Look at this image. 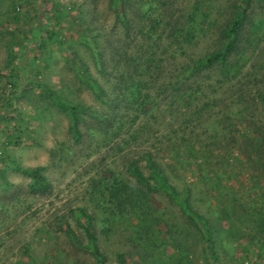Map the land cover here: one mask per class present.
<instances>
[{"label": "rangeland", "instance_id": "rangeland-1", "mask_svg": "<svg viewBox=\"0 0 264 264\" xmlns=\"http://www.w3.org/2000/svg\"><path fill=\"white\" fill-rule=\"evenodd\" d=\"M124 2L126 33L119 0H0V264H95L64 233L67 223L86 243L71 216L79 207L91 215L107 264H264V0ZM242 9L228 65L189 76L199 91L173 99L179 70L217 49L220 29ZM148 18L162 20L151 39ZM173 26L192 41L166 39ZM105 34L116 59L122 50L145 54L120 63L125 76L94 65L92 38ZM38 83L81 107L79 142ZM148 150L170 161L169 180L188 191L209 233L128 176L126 161L144 164ZM15 166L40 167L50 191L30 192ZM119 185L125 192L113 191Z\"/></svg>", "mask_w": 264, "mask_h": 264}, {"label": "trees", "instance_id": "trees-1", "mask_svg": "<svg viewBox=\"0 0 264 264\" xmlns=\"http://www.w3.org/2000/svg\"><path fill=\"white\" fill-rule=\"evenodd\" d=\"M119 2L121 11L118 12V15L120 16L119 19L122 22L124 33H126L129 29L130 22L125 12L124 0H119ZM243 14L244 9L240 10V14L231 18L228 23H225V25L222 26L219 32V46L217 49L213 50L212 52H209L203 57H199L197 59L192 60V62L188 66H186V69L181 68L179 70L176 81L174 82V85L177 86L176 88H174V91H179V93L176 92L173 99L178 96H189L199 91L197 88L194 89L192 84L188 82L189 76H192L195 73H201L203 71L210 70L214 67L224 68L228 65V58L236 50L238 45L239 29L241 26ZM147 20H149V26L148 31L146 33V37L147 39H151V35L154 33V31L158 27V24L161 23L162 20H158L156 18H148ZM52 33L54 34V31ZM100 36V40H97L96 37L92 38V41L94 44H96L97 48V52L95 54L96 61L94 65L97 67L99 73L107 72V75L114 73L115 76H125L126 69H124L125 71L123 72V69L120 67V63L125 64V67H128L129 64L132 65L137 59L139 60L145 55L144 53H141L140 55L132 56L127 54L125 50H122L123 52H120V54H116L118 56V58L116 59L114 57L113 49L111 50V53H107L108 49L111 48L109 36L106 34ZM165 38L173 39L175 45L182 46V44L190 43L194 38V34L190 31L183 30V28L181 27L176 28V26H173L170 27L167 31ZM54 41L60 46L64 45V42L62 40L54 39ZM83 42L86 43L87 41L83 40ZM101 45L105 46L104 49L100 51L99 48ZM68 48L69 47H67V49ZM165 51L166 50H162V53ZM104 55H107V57ZM151 56H146L145 67L147 70H150L152 68L150 65V63L153 62ZM104 59H106V61ZM68 61L72 66L77 69V71L81 74L83 78H86V80L90 78V76H88L87 69L83 67L80 59H78L72 54H69ZM110 63L114 64V66L111 65V68L108 67ZM136 68L135 71L130 72L128 76H133V73L136 74ZM90 81H92V83H95V80L93 79H91ZM37 86L42 91V93L51 100L54 105H56L60 110L64 111L68 115L69 130L72 135V138L75 142H79L82 136L81 130L79 128V125L82 121V118L80 117V110H82L81 107L78 104H73L59 98L52 89L43 84L38 83ZM164 89L167 90V87H164ZM99 93L102 92L99 91ZM167 99H169V97ZM260 99L262 100L264 106V93L260 95ZM169 104H173V102L171 101ZM141 159L144 161V164L140 163V160L135 158L127 160L125 163L126 173L134 180L138 187L140 186L142 189H144L146 194L155 193L159 191L163 192L169 200L179 206L182 212L186 214L191 221H193L194 223H201L205 228L204 223L201 221V215L193 211L191 206L189 205L188 191L178 190L176 186H174L169 180V176L166 171L168 170V168L170 169L172 167L170 165V161L166 160L163 164L161 161L158 162L155 154L149 150L143 153ZM15 169L23 175L29 177L28 189L30 192L45 194L50 191V183L40 172V167L15 166ZM144 171H147V173H145ZM125 189L126 188L124 186L119 185L115 186L113 191L119 193L123 192ZM130 198H132V196H130ZM140 202H146V198L142 199ZM71 216L73 217V219L76 220V223L83 229L86 237V243L83 244L78 239L77 235L72 230V228H70V226L65 223L64 233L70 243H72L77 249L89 253L93 258L95 264H107L105 254L101 251L95 236L94 224L91 220V215L88 214L84 208L79 207L71 211ZM204 230L205 232L209 233L208 229L205 228ZM205 245L207 246V253L209 255V258L214 263H216V255L212 249L210 238L206 235Z\"/></svg>", "mask_w": 264, "mask_h": 264}]
</instances>
